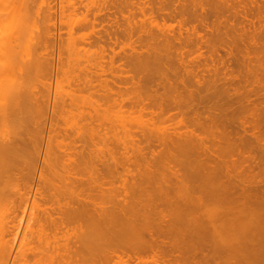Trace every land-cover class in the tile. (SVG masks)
Returning <instances> with one entry per match:
<instances>
[{"label":"rangeland","instance_id":"374dc122","mask_svg":"<svg viewBox=\"0 0 264 264\" xmlns=\"http://www.w3.org/2000/svg\"><path fill=\"white\" fill-rule=\"evenodd\" d=\"M63 1L64 0H0V110H1L0 114L1 115L3 111L10 112L9 109H10V106L12 105L11 102L14 99L13 96L16 90L20 88L22 84L23 86L25 84L27 85V80L30 79L28 73L26 72L28 52H29V55L37 54L39 52L38 53L39 55L41 54V56L43 55L42 57L45 58V60L47 59L46 63L49 62L47 66L48 71H46L47 78L45 77L43 78L44 79L43 80L42 77H40L42 74L41 75L36 74V76L34 75L32 77L33 81L35 82H31L32 83L31 90H32V87L34 88L35 86L36 88L34 89V92L36 93L39 92L40 98H42L41 104L43 102L42 105L38 103L39 110L41 111L40 114L39 113L37 114L36 112H34L35 113L34 115L37 114L36 118L34 116L35 120H33V117H32L30 121L33 125L29 123V130L32 129L31 133L33 132L32 134H34L32 137H34V139L37 138V140H35V144L37 146L36 148H38L37 150H40V152L38 151L39 154L35 153V157H33L31 161V168L29 170V174H26L24 176L23 174L22 175L20 174V176L22 177L21 178L19 174L16 173L18 175L17 177L16 175H14L15 177L11 175L14 178L12 177L10 179L3 178L5 179V180L2 179L3 184L0 179V183H1L0 184V191H1L0 200L2 201V202L0 201V213H1L0 215L3 217V218L0 217V219L4 220L7 217H9L10 220L7 218L8 221H6L7 219L3 221L4 222L3 226L4 224H5L4 228H7V227L10 228L11 226V228L10 229L8 228L7 230L2 228L3 230H5L4 234L5 233H9V234H6L5 237L0 236L6 239V237L10 235V237H8L7 240L10 241V243H12V244L8 243V246L11 247V249L9 250V254L7 256L6 255L2 256V257H7L5 264H40V263L44 264L45 262H47V264H140V263L141 264H161V263L162 264H244V262L243 263L241 262V257H239L240 256L239 254L243 253L242 251L239 252V254H237L238 257L237 256L235 257L234 255H231L230 253H228V251H226L227 250L226 246L228 245V243L226 244V246H224L225 248L223 247L221 242L225 243L226 240L228 239L227 238L228 236L225 235L227 233L226 230L223 231L220 229H216V231L217 230L222 231L224 236H221L222 234H220L218 231L216 233L214 232L212 233V231H209L210 232L209 235L208 233H203L204 238L201 237L202 236L201 234V236H197L198 237L197 239L195 238L197 240L195 241V239H193L194 237L190 239V236L188 237V234H187L188 230L190 231V228H187L186 225H190L191 224L190 221H188V219L186 220L184 217H181V216H180L181 217L180 219H177V218H179L180 211L183 209V207H185L184 205H182L183 202H185L184 196H183V194L185 193L184 189L189 188L190 190L191 187L194 188L196 186L197 191L199 190L200 194L204 192L203 194L204 197L202 195V200H203V204L205 203L206 205L205 207H201L202 209L198 206L197 208L196 207L192 208L190 210L192 213L191 212L190 213L194 215L193 216L190 215V216L191 217L195 216L194 218H196V220L198 217L197 221L199 222L206 221L205 223H207L210 218L212 220V217L213 218L216 217V219H213V221L215 222L214 223L215 225L216 223L217 225H219L218 221H222L221 219H223V221L224 219L226 220V218L231 215V213L229 212L230 214L229 216H224L225 212L223 213V211H226V210H223V209L226 208V207L224 208V205L226 206L225 204L226 201L223 198H220L219 196L217 198L214 195V194H218V191H215L213 189V187L217 188L216 184L218 181V177H220L218 184L220 185L221 183V186H223L224 183L225 185L226 184H239L243 180L245 183H241V184H244V185L246 184V181H247V184H246L247 186L245 185L244 187H247V188L248 186H251L252 188L256 187V188L251 189L252 191L257 188H259V190L261 189L264 190V155L260 154L261 151L259 150V148L256 146V144L255 145L253 144L254 142L251 141L252 137L254 136V135L251 136L252 131L256 133L255 136L257 135L258 131L259 132L261 131L259 134L262 136V138H264V126L261 122V121H264V0H98V2L99 1L101 2L100 3L95 2L96 4H94V2H91V0H84V1L81 0V2L80 0H78L77 4L79 6H77V4L74 3L75 0H68V2H66L67 0H65V2ZM86 1H88L87 2L88 4L86 3ZM89 1L90 3H93V4H89ZM64 3H65V6L67 3H68L67 6H69V3L70 4L73 3L72 4L74 5L73 7L77 6V8H75L77 10L72 8L74 10L73 11L70 8L71 5L67 9V7H64ZM47 6H50V7L47 8ZM49 8L51 9L52 13H50L49 11L48 14L49 13L53 14V15H50V14L48 15L50 16L51 20L47 18L48 16H46V13H45V11H48L46 9H49ZM65 8L67 10H65ZM70 9L72 11H70ZM69 12L71 15H69ZM72 12H73V15L75 14L74 16H72ZM43 16H45L46 18ZM68 16L70 17V20L72 18V21H70L69 18L67 19ZM76 16L77 18H80V20L83 19V18L81 19V17H84L85 19H87L86 22H85V19L82 20L83 27L80 26L81 27L79 28L80 30H72V29H77L79 27V26H75L72 24L79 25V23L81 22V21H78V23L77 22L74 23L77 20ZM73 17H75L76 20H74L75 18L73 19ZM30 19H32L30 21L31 23L28 22ZM46 20L47 22H52L50 23L52 25H50L49 23L47 25ZM62 20L63 21L65 20L64 24L67 23L66 21L68 22L70 21L71 25L69 27L72 32L69 30V27H67L69 24L67 23L65 24L66 25L65 26L61 22ZM48 26H49V29H48ZM72 26H75L76 28H73ZM47 29L50 30L49 33H51L49 34V36L51 35L52 36L49 37L50 39L47 40V43H46L48 45V46L46 45L47 48L39 51V49L36 47L34 42L39 37L41 30L46 31ZM143 31L145 32L144 34H143ZM72 33L73 34L76 33V36L75 34L73 36ZM77 35L79 37H77ZM68 36H72V38L76 37V40L74 38L71 40V37H70V40L68 41ZM77 38H79L78 41H77ZM162 42L165 43L164 46L162 45ZM168 44L170 45L168 46ZM69 45H70V48H69ZM160 46L161 48H159ZM79 47L81 48L79 49ZM71 48L72 49L75 48V50L77 49V51L74 50V52L72 51L73 52L72 53ZM157 48H159V50ZM67 49L70 51V53ZM79 51H81L80 52L81 55H82V52H86V53H83V55L84 54L85 55L81 57L79 55L80 54ZM75 52L77 53L76 55H74ZM157 53H158V56H157ZM163 53L166 54V56H168L167 53L171 56L170 58L169 57L168 58L165 57L166 59L164 58L165 63L163 62V60H161L163 59L162 57L165 56V55H162ZM70 54L72 56H70ZM77 55L79 56L76 57ZM72 57L73 58L76 57L75 59L79 58V60L83 58L85 60L82 59L81 61L83 62L79 61L78 63L77 62L78 60L75 61V59H73ZM155 57H156V60H155ZM144 59H146L145 60L146 63L143 61ZM71 60H73L72 64H71ZM147 60L149 61V63H147ZM74 61L79 64L78 67L80 66V69L77 70V63L75 65ZM84 61H87L89 63L84 62ZM138 63L139 64L142 63V65L144 66L147 65V67L145 66L143 67L145 69H143L141 65H138ZM151 63L154 66L151 65V67H149ZM71 65L73 68L74 66H76V68H74V71L73 69L70 70L72 68ZM160 67L162 69H160ZM68 68H69V71L71 72L73 71L72 74L71 72L70 73L68 72ZM185 68H187L186 69L187 74L185 73L186 72ZM158 70H160L159 71L160 74L158 73ZM191 72L196 75L198 73V77L200 78L199 82L202 81L200 84L197 82L198 81L197 76L194 75L197 78V80H194L195 77H193V74ZM167 74L170 78L167 76ZM74 75L77 77H75ZM163 75L164 77L166 76L167 78H164ZM32 78L30 79L31 81H32ZM67 78L68 80L69 79L70 80L66 81ZM165 79L168 81H166ZM193 80L195 81L193 83L194 86L192 84H191L192 86H189L190 83L193 82ZM43 81L49 84V88L47 91L43 90L44 88L41 83ZM79 82L81 83V85L79 84ZM89 82H91L92 85L91 86L88 85V87L85 86L84 88V84L85 83L89 84ZM195 83L197 85L199 84L198 86L196 85L197 88L195 86ZM167 84L168 85L170 84V86H173L175 90L172 87H170L171 88L170 89ZM58 87L59 89L62 88V90L61 89L59 90ZM90 87L91 89H89ZM208 87H209V92H208ZM227 87L229 90L228 92H226ZM219 88L221 89V91L219 90ZM36 89L38 92L35 91ZM57 90L61 91V93L59 91L57 92ZM231 90L232 92H230ZM65 91L66 92L69 91L68 93L70 94V97H67L66 95L68 94H65L64 99L65 98L66 99L63 101L62 93ZM56 92H57V95H56ZM194 92L196 94H194ZM223 92L224 93L226 92L225 93L226 95ZM187 93H189L190 98L187 95ZM227 93H229L228 100L230 98V99H233L232 101L233 103L235 102L233 106H231L230 103H229L230 106L228 105V103L227 104L225 103V96H226V101H227ZM72 95L74 97H72ZM194 95L195 96L197 95V97L198 96L200 97L197 98V97H194ZM54 96H60L62 104L65 101L67 102L65 103L67 104L66 106H68L69 103L72 102L71 104L72 105L74 104L73 107L76 105V107L74 108L76 112L73 110L72 106H71L72 107L71 110H69L70 108H66L64 104L63 106L66 108V109L64 108L65 110L62 109L63 106L57 107L58 104H56V101L59 102V104H60V101L56 99L57 97L53 98ZM107 96L108 98H112L110 99L112 100V102L109 100L110 101L108 102L109 104L105 102V99H108L106 98ZM171 96L172 98L170 99ZM202 96H206L207 98L205 97V100H204V97ZM136 97L142 98L143 101L147 98L148 100L144 102H146V104L150 103V106H151V103H154V102L159 103V99H160L161 100L160 102L162 105L160 103L159 104L161 108L164 106L163 105L164 102L169 103L167 105H170L172 104L173 101L174 102L177 101L176 97L177 98L181 97L177 101V103H181V104H176V103L172 104V106L177 105L178 110H181L180 112L178 111L180 115L177 114V109L176 108L174 109V106L173 107L167 106V108H170V109H166L165 107L166 105L163 107L166 110L164 109H162V111L160 110L162 113V114L160 113L161 115L158 113L160 111L156 107L154 108L153 106H151V108H149L148 111L144 110L145 111L144 113L140 110L137 111V109L139 108H137L136 105H134V103H130L129 105V102H128V100L133 101V99H134L133 102H135ZM231 97H234V98H231ZM43 98H47L46 99L47 101L44 102L45 99ZM78 98H79V102L81 103L80 106L78 105L79 103L77 101ZM194 98L195 100H193ZM199 98L201 101L199 100ZM237 98H239V102ZM168 99L169 101L167 102L166 100ZM75 100L77 102H75ZM85 101L86 102L90 101L89 103L91 104V106H89V104L86 103ZM53 102H55L56 105H53ZM92 102H94L95 104L93 105ZM182 102L184 103L186 102L188 105H186V103L182 105ZM123 103L125 104L124 107L122 106ZM198 103L199 105H197ZM214 104H216L215 111L214 109H212V106H211ZM108 105L110 106L108 107ZM115 105L117 106L115 107ZM112 106L114 107L112 108ZM208 106L210 107L207 108ZM83 107L85 111H83ZM96 107H98V111L96 110L97 109ZM183 108H184V111H183ZM191 108L194 109L192 110L194 112L192 111L189 112ZM105 109L107 112L105 111ZM163 110H164V113H163ZM95 111L98 113H96ZM8 112H6V114H8ZM68 112L71 113L70 119L68 116L69 115ZM86 112L88 113L90 118L86 117L88 116ZM181 112H183L182 113L183 116L181 115ZM72 113L73 115L74 114L76 115L73 116ZM78 113L80 114L78 115ZM231 113H234V115ZM6 114H3L0 117V130L1 129L4 130L6 128V131H7V133L6 131L0 132L1 133L0 139L1 140L4 139L2 142H4L5 140H8L12 136V133L10 137L9 135H6L9 133L8 130L12 128L11 120H10L11 122L10 124L8 120H7L8 123L6 121L4 122V117H5L4 115ZM97 114L99 115L97 119L102 116L100 121L97 120L98 121L97 122V121L89 120L91 119V117H94L95 115L97 116ZM80 115L82 116V118H80L79 120H82V121H78L79 122L78 126L81 127L82 125H80V123L83 124V130H82V127L81 129L79 127L74 128L75 126H77L76 121L78 119L76 120V118H78ZM72 116L73 118H71ZM84 117H86L88 120H86V118L83 119ZM103 117L107 121L104 120ZM164 117L166 118V120L164 119ZM7 118H8V115H7ZM8 119H10V117ZM72 119L73 120L75 119V122L72 121V123L74 124V127L72 126L73 124H71V122H67V121H71ZM92 119L95 120V117ZM179 119L182 121L181 124H180ZM191 119L195 122L191 121ZM197 119H198L197 123L199 124H196ZM84 120H86L85 121L86 124L87 123L89 124V125H86V127L88 126L87 128H89V126L91 125V127L95 129V131L97 132L96 133L97 136L95 135L96 137L94 136L93 138L92 136L95 133V131L89 130V129L86 130L87 129L86 127L84 128V123H85ZM255 121H259L258 123L261 122L260 124H262V126L261 125H260L261 127L257 126V128L261 130L254 128V126L252 125ZM105 122L111 123V125L105 124ZM118 122L120 124H118ZM125 122L127 124H125ZM113 123H114V126H116L117 128L116 131L118 130V128L122 129L120 126H122V124L124 123L122 127L124 128L126 126L128 130H126V128L124 129L126 130L127 133H131L132 131L133 133H135L138 127L139 129H142L143 127L141 128L140 126H137L140 124L141 126L144 124L145 125L151 124L149 126L147 125V129L149 128L150 130L152 129L153 131L151 132L152 135L154 134V132L159 133V131H160L159 133L160 135L162 130H164L166 133L167 132L172 133L173 130L176 129L174 130L176 132H179V133L185 132L186 135L184 134V136H187V133L188 134L190 133L193 136L195 135L194 137L192 136V139L197 137L195 140L198 143L200 142V140L203 141V142H200L199 144L203 146V148L208 147L209 150H207L204 154L200 150L191 151L192 152L191 154L189 152L181 151L179 148L178 149L180 151L178 149H174L175 147L173 148V146L172 147L168 146L167 148L165 145L164 147L162 144H160L161 146H159L158 142H157L158 145L155 144L156 141L153 143H149V144L143 141L142 144L145 143L147 145L145 146L142 145L143 147H141L140 145V148L137 147L138 150L136 149L133 150V147L139 146L140 144L139 140H140L141 134L139 136L137 133L138 136L136 137V135L133 133L132 135L134 136H132L131 134H130L131 136L129 134L128 136H126L127 135L126 133L125 135L126 136L125 138H127L126 140L125 138H123L124 136V129H123L122 130L123 134L122 132H120L121 130L118 131L120 133L119 135L121 134L123 135V136L121 135L122 137L119 138L120 136L119 135L116 136L117 134L113 132L115 131V129L114 130L109 129L110 127L115 128L113 126ZM239 123L241 124L245 123V126L247 125L246 126L247 128L244 127V130L246 129L245 132L242 131L243 129H240L242 127H239L241 125ZM250 123H252L251 124L252 126L250 125ZM1 125L2 126L4 125V126L1 127ZM135 126L137 127V129L132 128V131H131V127H135ZM105 127H108V131H107V128L105 130ZM154 127H155V130L156 128H159V130L155 131ZM163 127L164 129L160 130V128H163ZM7 128L9 129L7 130ZM93 128H90V129H93ZM12 129L10 130V132L11 131L13 132ZM77 129H79V131L81 130L80 131L81 133L83 132L82 135L86 134L85 136L87 138L86 137L85 138L87 140H84L85 139L84 137L80 138L79 134L81 135V133L77 131ZM134 129L136 130L135 132H134ZM147 129H145V131ZM247 129H249V131ZM256 129H257V132H256ZM109 130L113 133L112 137L115 140L112 139L111 137L112 134H110L111 132L108 133ZM70 131L73 133L77 131L79 133L75 135L76 137L75 136L73 137V136H70V135H73V133H71ZM84 131L85 132L88 131V133H85ZM186 131H189V132H186ZM139 132H143V131L140 130ZM149 132L147 130V132H145L147 133L146 135H150L148 134ZM174 133L168 134L167 136L172 135L173 137H170V138L173 139ZM182 133L180 134L182 135ZM233 136H235V138L237 137L240 138V140L236 143L238 145L237 148L239 147L238 148L239 150H236L237 148H234L235 145H233V143H234L235 138H233V140L231 139ZM89 137L91 140L90 139L88 140ZM115 137H117V139ZM128 137H130V139ZM116 140H119L117 141L118 144L122 143L120 141L126 140L123 146H125L126 143H127L126 145L127 148L128 147L130 148V146H132L130 148L132 152L129 151V149H127L128 152L127 154H125L124 152H126L127 150L125 149V147L123 148L122 145L118 147L117 143L114 142ZM88 141H90L91 145L93 144L92 148H91V145H89L90 143ZM247 141L248 143H245ZM130 142L131 143L135 142V143L131 145ZM128 143H130V146H128L129 145ZM59 144H61L60 146L62 145L63 146L59 147ZM83 144L87 145L86 149H85L86 146H84ZM150 144H152L153 146ZM88 145L91 148V151H90V148L88 149ZM204 145L207 147H205ZM46 146H50L49 149L53 148L54 151L52 152H54V154L57 156L60 155L61 153L64 154L65 150L66 151L69 150L68 152L71 153L70 157H69L70 154L67 152H65L66 154L64 155L65 157L62 156V158H64V161H67L66 157L68 156L69 161L66 162L65 164V162L64 161L62 162L61 161L62 159H60L59 164L54 165L52 164V158L48 157L49 159L47 160L51 161L49 162L52 164L53 166L52 167L51 164L43 156L44 150L42 149L45 148ZM54 146H56V148ZM120 147H122L125 150L122 149L123 150L122 152V150H120L121 149ZM58 148H63V149L58 150ZM169 148L171 151L169 150ZM55 149H57L58 153H60V151L62 150L64 152H61L60 154H58ZM168 150L172 155L169 154V152L166 153ZM240 150H242V152ZM83 151H85L84 155L83 153H81ZM89 151L92 153H90ZM235 151H238V154ZM195 152L197 153L196 155H195ZM72 153H74L73 156H72ZM87 153L88 154L90 153L89 157ZM239 153H242L243 155L242 154L240 155ZM162 154H167L166 155L167 160L166 158L164 160L163 157H161L163 156ZM177 154H179V156H177ZM182 154H183V157H181ZM202 154L204 155V157ZM173 155L174 156L176 155V157H174ZM188 155H189L188 158L191 161L187 159ZM206 156H208V160L211 158L210 159L211 161L210 160L208 161L206 159ZM91 157L93 160L87 159ZM185 157L187 159V163L190 166H188L187 163H184ZM246 157L247 158L249 157L248 158L249 160L247 162L246 161L244 162ZM250 157H252L253 159L255 158V160L259 164H257L256 162L257 165L252 167L253 163L251 164L252 161ZM70 158L72 162H70L71 161ZM142 158H144L146 162L143 161ZM158 158H160L159 162H158ZM161 158L163 159V161L161 160ZM177 158L178 159L180 158V159L178 160ZM202 158H204L205 160L203 161ZM82 159L86 161L85 167H84L85 161L84 162L81 161ZM134 159H136L135 162H134ZM201 159L204 163L201 162ZM213 159H215V162L217 161V159L218 161L220 159L221 163L223 164L219 166L220 161L219 162L217 161L218 163L217 164L214 162ZM113 160H114V164H113ZM128 160H129V163H128ZM153 160L154 162L157 161V163H154ZM196 160H198L197 163H200V166L197 163H195ZM141 161L144 162L145 164L147 163V161H149L151 164L148 162L149 167L147 166L148 164L145 167V164H141ZM205 161L208 163L211 162L210 165L208 164L207 166H213V170L211 167L208 169L206 168L207 172L212 173V174L209 173L211 177L205 170V167H207L206 166L207 163ZM238 161L240 162V164H238L239 163ZM61 162L64 164L62 165ZM90 162H92V164ZM96 162L97 163L99 162L100 164L99 163L97 164ZM160 162H164L165 165L169 162L171 165L168 163L169 165L167 164L166 166L168 167L170 166V167L167 168L166 166H164L163 163H161L162 165H160ZM192 162L194 165L192 164ZM88 163H90L92 166L95 164L93 168L89 165L92 168L91 170H90V167L88 166ZM201 163L203 166H201ZM197 165L200 168L202 167L201 170H203V167H204V171L206 173H204V171L203 173L206 174L205 176L202 175L203 173L201 172L200 168L197 167ZM247 165L248 166L250 165L248 168L251 167L252 169L248 170ZM192 166L197 167L198 170H194V169H192V171L189 170L190 167L193 168ZM153 168L154 169L156 168L155 169L156 171ZM108 169H110V171ZM209 169H211V171H209ZM188 170L191 172H188ZM151 171H152V174H151ZM189 173H190V176H189ZM226 173L228 175L227 177L225 175ZM155 175L158 181L154 179ZM191 175L193 178L196 176L195 177L197 179V182H195L196 184L194 183L196 179L194 178V181H193V178L191 177ZM217 175L218 177L216 178L215 176ZM160 176L161 178H163V180L160 178ZM175 176L177 177L176 180H174ZM229 176H231V179ZM228 177H229V180H228ZM232 177L235 179H232ZM16 178H17V181L15 180ZM148 178L150 180L153 179L156 181V182L154 181L155 184L154 183L152 184L150 182V185L152 184L153 187H151L152 185L151 186L148 185L149 182L146 185L147 181L149 180ZM159 178L164 182L160 181ZM183 178H184V183L187 182L184 184L185 185L184 189H183V183H182ZM202 178H204V180L206 181H204ZM18 179L19 180L21 179V180L19 181ZM190 179H192L193 184H195L194 186L192 183L190 184V186H188L189 185L188 182L191 181ZM211 179H215L214 180L215 183ZM142 180H143V183H142ZM207 180H209V182ZM5 181L8 184L4 183ZM175 181H177L178 183L181 182L180 183L182 184L181 188L179 187L180 185H178L177 182H176V185L182 191L181 190L176 191V189L178 188L177 186H174ZM210 181H211V185L209 184ZM138 183H139V186H137ZM157 183L158 185L159 183L162 185L160 186L159 190L157 188L158 187ZM162 183L166 184L167 186L163 185ZM204 183L208 184V186L205 185ZM5 184L6 186L8 185V187H6ZM10 184H12L13 187H11ZM66 184L68 186L72 184V187H75V189L74 188L72 189L71 186H69L67 190V194H66L65 190L68 187V186L65 187ZM140 184H141V188L144 189L146 187L145 190L143 189L141 190L144 193L143 195L146 196L145 193L149 192L150 196H152L151 200L154 203L157 200L156 198L157 196L158 198L159 197L162 198L163 195L165 197L166 196L168 197L169 195L172 194L171 196L173 197V199L170 198V202L168 200L166 201L167 198L166 199L162 198L164 202L161 199L160 200L158 199L156 201L157 203L155 204H153L152 201L149 202V204H153V205L148 206V208H150V211L145 210L143 208L144 212L148 211L149 213L148 214L146 212V215L147 214L149 216L156 215L154 217L151 216L146 219V220H149L147 223L148 224L150 223L149 224L150 226L155 227L160 222L159 224L161 227L160 230H162V228H164V224H166L165 222H167L166 227L164 228L165 230L163 229L161 233L159 232L160 227L158 228V231L157 229H155L158 233L157 235H154V236L159 237V238H156L157 239L156 242L161 243L160 241H163L162 243L164 244L162 245H164L165 250L167 249L166 251H168L169 253L168 256L166 254L165 257H161V258L157 257L158 258L157 259L156 257H152V254L150 252L149 253L147 252V254L143 255L142 257H125V255L120 253V251L122 250L123 244H125L122 242H127V240H130L131 238L133 239V240H130L131 243L133 242L140 243V242L148 240L147 238H149V235L143 234L140 237H135V236L126 234L125 232H123L125 230L121 229L120 231H122L123 234L120 231H118V233L120 234L109 232L110 234H113V235H110L111 236L110 240L112 241H109L108 240L109 238H107L108 237L107 234L109 235L108 232L106 234H103L106 240L110 242V243L109 242L105 243L106 241L103 242L104 240L103 236L97 235L99 237L97 239L95 235L93 236L92 231L90 230L91 227L88 228V226L90 225H87V224L90 222V220H87L86 217L89 219L90 218L89 216L93 218L94 216H96V214H98L96 213L94 215L93 213L94 212L93 208H95V206L96 207L100 206L99 210L100 208L103 209V207L105 208L107 207V209L114 208V205L116 203L114 205L113 203L115 201L117 202V199L115 198L116 199L115 200L113 198L116 196H113L111 199V195H117V198L119 197L121 199V201L120 199H118L119 200L118 202H120L121 205H122V202L125 203L127 199H128V202L126 201L127 205L128 203L130 205V201H132L133 203L135 201V198H136L137 204L139 203V201H142L139 199L140 198L142 199L143 195L141 194V191H139L140 189L139 190L137 189L138 187H140ZM213 184L214 186H212ZM155 185H156V188L154 187ZM136 186L137 188H134ZM147 186L150 187L149 191H146L148 190ZM167 188L170 189L171 191L169 192ZM3 189L5 191L4 193L2 192ZM135 189H137V191H135ZM205 189H207V191ZM75 190H77L78 192H75ZM160 190H161V193H160ZM189 190L186 191V196H185L186 200L188 199L187 197L191 199L192 195H193L192 198L193 197L196 198L197 196L200 195L199 193L196 192V190H193V192H191L192 194L190 195V193H188ZM72 191L74 192V194ZM165 191L169 193L163 194V192ZM70 192L72 193V195H70L71 194ZM179 193L180 194L183 193L181 195L183 196L181 199L177 198L176 194L179 195ZM205 193H207V195ZM103 194H106V195L109 194L110 196L106 197ZM149 194H147V196ZM140 195L142 196L139 198ZM145 196H144V199L149 201V198L146 199L147 196L146 197ZM207 196L208 197L210 196L209 198L214 197L213 198L214 200H216L215 198H217V201H214L213 199L209 200ZM2 197L6 199H3ZM125 197H127V199ZM178 197H180V195ZM107 199L110 200V202L109 201L106 202ZM129 199L131 200L129 201ZM221 199L222 201L223 200L225 201L223 202L224 204L222 203ZM145 200H143V202H145ZM206 200L209 201L210 204L212 202L211 206H209L211 210L209 207H208L209 209L206 208L208 205H210L208 202L207 203L205 202ZM160 201L161 203L163 202L162 206L161 204H159ZM165 201L166 203L167 202L168 203L166 204ZM2 203L4 204V206L2 205ZM89 203L93 205L91 206ZM110 203H112L113 205V207L111 208H110L111 206ZM132 203L131 205H134V203L133 204ZM164 203L166 204V206H164L165 205ZM221 203H222V206H221ZM215 205L217 208L215 207ZM168 206H171V208ZM176 206H179V207H176ZM212 206L214 209L212 208ZM137 207L139 208V204ZM83 208L85 209L90 208L88 211L92 213L86 212L87 210L85 209L83 210ZM105 208L103 210H107ZM148 208L146 207V209ZM157 208H161L162 210L161 209L157 210ZM178 208L181 210L180 211L175 210ZM205 208L206 210L204 211ZM75 209L77 211H74ZM170 210H171V213H173L172 216H170L171 215L170 213L169 214L167 213V212H170ZM173 210L175 211L172 212ZM83 211L84 213L88 215L87 216L84 215ZM7 212H9V214H7ZM158 212H161V214L159 213L160 215H158ZM216 212H218L219 215ZM204 213H206V216ZM3 214L6 215V217ZM167 214L169 216H167ZM201 214H202V217H201ZM213 215H217L219 217L217 218V216L214 217ZM79 216L81 217V219L79 218ZM159 216L162 218V220L159 218ZM207 217L209 218L207 219ZM163 219L165 221L164 223L162 222ZM184 219L188 221L187 223L189 224L187 223L185 224L186 221ZM5 221L6 223L9 222L8 224L9 226L5 223ZM50 221L53 223H51ZM122 222L123 221L120 220L116 225L121 226ZM177 224H179L178 226H181L184 229L181 227H178ZM171 225L175 226L173 227V229L175 228V230L170 229L172 228ZM176 226L179 228V231L177 230ZM168 227L170 231L172 232L168 230ZM165 231H168V233H166ZM159 233L163 234V236L160 235ZM183 233H185V235ZM218 235L224 238L226 236L225 240L224 239L222 240L221 237H218V241H220L221 243V244L219 243V246H218V242L216 241L217 238H215V236L217 237ZM85 236L86 238H90V239L89 240L87 239V241H85L86 240V239L84 240ZM112 236L114 237V239L115 238L116 239L113 240ZM128 236H131V237L127 238ZM171 236H172V240H171ZM185 236L188 237V240H186L187 237L185 238ZM240 236L242 237V235ZM174 237H177V239L176 238L174 239ZM199 238L201 240H199ZM210 238L214 240L212 239L210 240ZM118 239L121 240L120 242L121 244L117 242ZM202 239H204V241ZM7 240L6 242H8ZM174 240L177 242V244ZM2 241L4 240L0 239V248L3 244L1 243ZM97 241L99 243L102 241L100 243L101 245L100 244L98 245ZM130 241H128L127 243H130ZM180 241L182 244H184L185 251H184V246L180 243ZM188 241L189 243L190 242L192 243L189 245ZM84 242H86V244ZM165 242L166 244L168 243L167 245H170V243L172 242L171 244L175 246L170 245V248H169V246L165 245ZM198 242L201 244L205 243L206 245L202 247L203 244L201 245ZM207 242L210 244L208 245ZM81 243L83 244L81 245ZM91 243H92V246H91ZM193 243L196 245H194ZM211 243L215 245V247L213 245V249H211V251H214L213 252L214 254L211 253L209 249L210 245H212ZM86 245H87V248L85 249ZM94 245H96V247ZM90 246L92 249L94 248L91 251H89V248H88ZM107 246H109L110 248L109 247L107 248ZM188 246L189 248H187ZM192 246L196 247L197 251H195ZM97 247L103 250L97 251V250H100ZM115 247H117L118 249L117 248L115 249ZM190 247H191V250H190ZM199 247L203 248V249L200 248L202 254L199 251L200 250ZM205 247H206L205 251L206 252L208 251L207 253L205 251H202L205 249ZM221 248L222 250H220ZM95 249H97L96 251L98 253V256H95L96 252L93 253ZM175 249H176V252L172 253L173 251H175ZM181 250H182V253H180ZM75 251H76V254H75ZM78 251H80L81 253L79 252L80 253L79 254ZM191 251L193 252V254ZM99 252L102 255H100ZM102 252L105 254H103ZM209 252L213 254L212 256L210 255V258L207 256ZM218 252H221V254ZM73 253H74V256H72ZM87 253H90V254L92 253V255L94 254L95 257H91L92 255L89 256V254ZM195 253H197V257ZM77 254L80 255V257ZM173 254L177 255L178 257L175 256L174 258ZM204 254L205 256L209 258L208 261H207L208 258L206 259L205 256L203 260L202 257ZM75 255H77L78 257H76ZM180 255L181 257H183L182 255H185L184 256L185 258L179 257ZM192 255L196 259H194ZM220 256L221 257L223 256L224 258L223 257L221 258ZM0 257H1V253H0ZM39 257H41L40 259H44L45 257V259L48 261H45V259L44 260L38 259L39 262L35 263L37 261V258ZM120 257L122 258V260ZM227 259L229 260L228 262H227ZM202 260L205 261L206 263H204Z\"/></svg>","mask_w":264,"mask_h":264},{"label":"bare ground","instance_id":"6f19581e","mask_svg":"<svg viewBox=\"0 0 264 264\" xmlns=\"http://www.w3.org/2000/svg\"><path fill=\"white\" fill-rule=\"evenodd\" d=\"M77 1L78 0H75L74 1V3L75 4H77ZM84 1V0H83ZM82 1V2H83ZM63 2H65V0L63 1ZM66 2H68V0L66 1ZM80 2H81V0H80ZM88 1H86V3H87ZM91 2H94V4H96L97 2H98V0L97 1H93V0H91ZM96 2V3H95ZM101 1H99L98 3H100ZM68 4V3H67ZM67 4H66V6H65V3H64V7H67V9H68V7L71 5V9L73 8V9H75V8H77V6H79L78 4H77V6H75V7H73L74 5H72L73 3H69V6H67ZM80 4H82V3H80ZM88 4V3H87ZM89 4H93V3H90V1H89ZM48 7H50V6H47V8ZM50 9V8H49ZM49 9H46V10H48V11H45V13H46V16H48L50 13H52L51 12V9L49 10ZM66 8H65V10H67ZM70 9V11H72ZM64 10V11H65ZM75 10H77V9H75ZM50 11V13L48 14V12ZM74 11V10H73ZM61 12H63V11H61ZM45 15V14H44ZM50 15H53V14H50ZM69 15H71L70 14V12H69ZM75 15V14H74ZM73 15V12H72V16H74ZM71 16V17H72ZM43 17H45V16H43ZM53 17V16H52ZM46 18V17H45ZM47 18H49L50 20H51V18H50V16H48ZM69 18V20H70V17L68 16L67 17V19ZM75 17H73V19H74ZM76 18H77V16H76ZM76 18L74 19V20H76ZM83 18V19H82ZM81 19L82 20H84L85 18L84 17H81ZM32 19H30L28 22H30ZM48 20V19H47ZM47 20H46V22H47ZM82 20H80V18H77V20L74 22V23H78V21H81L80 23H79V25H76V24H72V25H75V26H79L77 29H72V30H80L79 28H81L80 26H82ZM86 20L87 19H85V22H86ZM65 21V20H64ZM64 21L62 20L61 22L64 24ZM70 21H72V18H71V20ZM70 21L68 22V21H66L69 25L67 26V27H69L71 24H70ZM34 22V21H33ZM31 23V22H30ZM48 23L50 24V23H52V22H47V25H48ZM67 23H65V24H67ZM72 23V22H71ZM64 24V25H65ZM83 24H85V23H83ZM34 25V24H33ZM50 25H52V24H50ZM31 26V25H30ZM66 26V25H65ZM75 26H72L73 28H76ZM83 27V26H82ZM47 28V27H46ZM45 28V29H46ZM48 29H49V26H48ZM41 30V33L39 34V37L36 39V41L34 42V44L36 45V47L39 49V51L40 50H44V49H46L47 48V40L48 39H50L49 37H51V36H49V34H51V33H49V31L50 30ZM51 29V28H50ZM141 29H143V28H141ZM68 30V29H67ZM69 30H70V27H69ZM71 31V30H70ZM72 32V31H71ZM139 32V31H138ZM150 32V31H149ZM68 33H69V31H68ZM145 32L143 31V34H144ZM48 34V35H47ZM73 34V33H72ZM71 34V35H72ZM75 34V36H76V33H74ZM74 34H73V36H74ZM159 34V33H158ZM69 35V34H68ZM146 35V34H145ZM151 36V35H150ZM161 36H162V34H161ZM70 37H71V40L74 38L75 40H76V37H73L72 38V36H68V41L70 40ZM77 37H79L78 35H77ZM151 38V37H150ZM78 39L79 38H77V41H78ZM80 41V40H79ZM165 41V40H164ZM71 43H73V42H71ZM168 43V42H167ZM166 43V44H167ZM169 43H170V41H169ZM31 44V43H30ZM68 44V43H67ZM70 44V43H69ZM164 42H162V45L164 46ZM47 45V46H46ZM170 44H168V46H169ZM34 46V45H33ZM80 46V45H79ZM66 47H67V45H66ZM74 47V46H73ZM72 47V48H73ZM166 47H167V45H166ZM36 48V49H37ZM69 48H70V45H69ZM71 48V52L73 51L74 52V50H75V48H76V46H75V48L74 49H72ZM81 47H79V49H80ZM155 48V47H154ZM154 48H153V50H154ZM159 48H161V46L159 47ZM159 48H157L158 50H159ZM29 49H31V48H29ZM28 49V50H29ZM165 49V48H164ZM68 50V49H67ZM170 50V49H169ZM69 51V50H68ZM75 51H77V49L75 50ZM82 51V50H81ZM81 51H79V53L81 52ZM152 51V50H151ZM156 51V50H155ZM38 52V51H37ZM72 52V53H73ZM159 52V51H158ZM33 53V52H32ZM39 53V52H38ZM31 54V55H29V52H28V58H27V63H26V72L28 73V75H29V77H30V79L35 75L36 76V74H42L40 77H42V79L43 78H47V73H46V71H48V64H49V62L48 63H46V60H45V58H43L42 56H41V54L39 55V54ZM69 53H70V51H69ZM71 53V54H72ZM83 53H86V52H82V55H81V53L79 54L81 57L82 56H84L83 55ZM170 53V52H169ZM70 54V56H72ZM77 53L75 52L74 53V55H76ZM79 55H77L76 57H78ZM147 55H149V54H147ZM162 55H165L164 57H162L163 59H161V60H163V62H164V60L166 59V58H170L171 56L167 53V55L168 56H166V54H162ZM146 56V55H145ZM150 56H151V54H150ZM157 56H158V53H157ZM75 57V58H76ZM166 57V58H165ZM73 58V57H72ZM75 58H73V59H75ZM88 58V57H87ZM149 58V57H148ZM152 58V57H151ZM165 58V59H164ZM81 59V58H80ZM83 59V58H82ZM81 59V60H82ZM89 59V58H88ZM76 60H78L77 62L79 63V61L80 62H83V61H81V60H79V58H77V59H75V61ZM83 60H85V59H83ZM87 60V59H86ZM146 59H144L143 61L146 63V61H145ZM152 60V59H151ZM153 60H154V58H153ZM155 60H156V57H155ZM167 60H169V59H167ZM74 61V62H75ZM88 61V60H87ZM87 61H84V62H87ZM139 61V60H138ZM72 62H73V60H71V64H72ZM77 62H75V65H76V63ZM158 62V61H157ZM77 63V70L78 69H80V66L78 67V64ZM87 63H89V62H87ZM147 63H149V61L147 60ZM153 63V62H152ZM150 64L149 65V67H151V65H153V64ZM165 63V62H164ZM81 64V63H80ZM137 64V63H136ZM144 64V63H143ZM163 64V63H162ZM73 65H74V63H73ZM138 65H141L142 66V68L143 67H147V65H142V63L141 64H139L138 63ZM137 65V66H138ZM155 65V64H154ZM153 65V66H154ZM152 66V67H153ZM71 67H72V65H71ZM164 67V66H163ZM74 68H76V66H74ZM74 68L72 67L70 70H72L73 69V71H74ZM154 68V67H153ZM143 69H145V68H143ZM148 69V68H147ZM152 69V68H151ZM150 69V70H151ZM158 69V68H157ZM160 69H162L161 67H160ZM187 68H185V70H186ZM155 70V69H154ZM164 70V69H163ZM166 70V69H165ZM72 71V72H73ZM75 71H76V69H75ZM147 71V70H146ZM156 71V70H155ZM159 71L160 70H158V73H159ZM191 71V70H190ZM190 71H188V72H190ZM68 72L70 73L71 71H69V68H68ZM72 72H71V74H72ZM156 73V72H155ZM186 74H187V70H186V72H185ZM192 73V72H191ZM67 74V73H66ZM157 74V73H156ZM160 74V73H159ZM189 74V73H188ZM193 74V77H195L194 75H196V74H194V73H192ZM68 75V74H67ZM66 75V76H67ZM76 75V74H75ZM74 75V76H75ZM160 76H162V75H160ZM167 76H168V74H167ZM192 76V75H191ZM197 78H198V83L200 84L201 82H199V77H198V73H197ZM39 77V76H38ZM71 77V76H70ZM75 77H77V76H75ZM74 77V78H75ZM163 77H164V75H163ZM169 77V76H168ZM66 78V77H65ZM164 78H167L166 76L164 77ZM170 78V77H169ZM197 78L195 77V79L194 80H197ZM27 80V85L25 84L24 86H23V84L20 86V88H18L17 90H16V92H15V94H14V96H13V100H12V102H11V106H10V112H8V111H6V112H8V114H6V112L5 111H3V113H2V115L3 114H6V115H4L5 117H4V122L6 121L7 122V120H8V122H9V124L11 123V125H12V130H13V132L11 131L10 132V130L11 129H9V128H7V130L9 131V133L8 134H6V135H9V137H10V135H11V133H12V136H11V138H9L8 140H5L4 142H2L3 140H1L0 142H1V144H0V179H1V182L3 181V180H5V179H10L11 177L12 178H14L15 176L14 175H16V177L18 176L17 174H19V176H20V174L22 175L23 174V176L24 175H26V174H29V170H30V168H31V161H32V159H33V157H35V153H37V154H39V152H40V150H37L38 148H36L37 146H36V144H35V140H37V138L36 139H34V137H32L34 134H32L31 133V130H29V123L30 124H32L30 121H31V119H32V117H33V120H35L34 119V116H35V118H36V115L39 113L40 114V110H39V105H38V103H40L41 104V100H42V98H40V94H39V92L37 91V89L35 90V91H37L38 93H36V92H34V89L36 88L35 86H34V88L32 87V90H31V85H32V83L31 82H35V81H33V78H32V81L31 80ZM38 79V78H37ZM36 79V80H37ZM41 79V78H40ZM44 80V79H43ZM66 80V79H65ZM70 80V79H69ZM68 80V78H67V80L66 81H69ZM166 80V79H165ZM193 80V82H191L190 83V85L189 86H194V81ZM86 81V80H85ZM88 81V80H87ZM166 81H168V80H166ZM44 82V81H43ZM41 82L42 83V85H43V90L45 91H47L48 90V88H49V84H47L46 82ZM84 82V81H83ZM82 82V83H83ZM185 82V81H184ZM77 83H78V81H77ZM167 83H169V82H167ZM79 84L81 85V83L79 82ZM87 83H85L84 84V88H85V86L86 87H88V85L89 86H91L92 85V83L91 82H89V84H87ZM128 84V83H127ZM188 84V83H187ZM192 84V85H191ZM198 84V85H199ZM34 85V84H33ZM168 85V84H167ZM172 85V84H171ZM197 84L195 83V86H196ZM197 85V86H198ZM77 86V85H76ZM79 86V85H78ZM126 86V85H125ZM197 86H196V88H197ZM203 86H204V84H203ZM202 86V87H203ZM83 87V86H82ZM168 87L170 88V87H172L173 89H174V87L173 86H170V84L168 85ZM176 87V86H175ZM168 88V89H169ZM178 88V87H177ZM176 88V89H177ZM201 88V87H200ZM206 88V87H205ZM56 89H57V87H56ZM58 89H59V87H58ZM61 90H62V88H60ZM59 89V90H60ZM89 89H91V87L89 88ZM171 89V88H170ZM172 89V90H173ZM203 89V88H202ZM207 89V88H206ZM59 90H57V92L59 91ZM126 90V89H125ZM171 90V91H172ZM175 90V89H174ZM193 90H195V89H193ZM219 90L221 91V89L219 88ZM224 90V89H223ZM176 91H178V90H176ZM198 91V90H197ZM229 90H228V87H227V91L226 92H228ZM57 92H56V95H57ZM60 93H61V91H59ZM69 92V91H68ZM68 92H63L62 94H63V97H62V99H63V101L66 99H64V96H65V94H68V95H66L67 97H70V94L68 93ZM169 92H170V90H169ZM174 92V91H173ZM204 92H205V90H204ZM208 92H209V87H208ZM207 92V93H208ZM225 92V93H226ZM230 92H232V90L230 91ZM71 93V92H70ZM109 93V92H108ZM175 93V92H174ZM224 93V92H223ZM224 93V94H225ZM39 94V95H38ZM106 94V93H105ZM104 94V95H105ZM179 94V93H178ZM191 94V93H190ZM194 94H196L195 92H194ZM229 93H227V101H226V96H225V103L227 104L228 103V105H229V103H230V105L231 106H233L234 105V103L232 102L233 101V99H230L229 98V100H228V95ZM38 95V96H37ZM73 95H74V93H73ZM72 95V97H74ZM108 95V94H107ZM187 95L189 96V93H187ZM198 95V94H197ZM197 95L195 96L194 95V97H197ZM226 95V94H225ZM176 96V95H175ZM184 96V95H183ZM57 97V98H56ZM71 97V98H72ZM77 97V96H76ZM104 97V96H103ZM173 97H174V95H173ZM178 97V96H177ZM176 97V100L178 101L179 100V98H181V97H179V98H177ZM198 97H200V96H198ZM197 97V98H198ZM202 97H204V100H205V97L206 96H202ZM202 97H201V99H202ZM209 97H211V96H209ZM213 97V96H212ZM53 98H56L58 101H60V104H59V102H57L56 101V104H58L57 105V107L59 106V107H62L63 106V104L66 106L67 104H65V103H67L66 101L62 104L61 103V98H60V96H54ZM60 98V99H59ZM106 98H108V96L106 97ZM149 98H151V97H149ZM172 98V96L170 97V99ZM189 98H190V96H189ZM193 98V97H192ZM207 98V97H206ZM231 98H234V97H231ZM43 99H45L44 100V102L45 101H47L46 99L47 98H43ZM69 99V98H68ZM105 99V98H104ZM110 99H112V98H108V99H105V102L106 103H108V102H112V100H110ZM117 99V98H116ZM115 99V100H116ZM133 99V98H132ZM238 99V102H239V98H237ZM39 100H40V102H39ZM70 100H72V99H70ZM84 100V99H83ZM108 100V101H107ZM110 100V101H109ZM146 100H148L147 98L144 100V101H146ZM175 100V99H174ZM193 100H195V98L193 99ZM199 100H200V98H199ZM198 100V101H199ZM207 100V99H206ZM209 100H210V98H209ZM231 100V101H230ZM73 101H74V99H73ZM78 102H79V98H78V100H77ZM76 100H75V102H77ZM131 101V100H130ZM129 100H128V102H129V105H130V103H134V105H136V107L137 108H139V109H137V111L138 110H140V111H142L143 113L147 110L148 111V109L149 108H151V106H153L154 108L156 107L159 111L161 110L162 111V109H164L163 107L165 106L166 107V109H170V108H167V106L168 107H173L174 106V109L176 108L177 109V114L178 115H180V113H178V111L180 112L181 110H178V108H177V105H173L172 106V104L173 103H176V104H181V103H177V101L176 102H172V104H170V105H167V104H169V103H166V102H164L163 103V107L161 108L160 107V104H161V100L159 99V103L158 102H154V103H151V106H150V103H148V104H146V102H144L143 101V99L142 98H140V97H136V101L135 102H133L134 101V99H133V101H131L130 102ZM167 102L169 101V99L168 100H166ZM181 101H182V99H181ZM197 101V100H196ZM201 101V100H200ZM199 101V102H200ZM230 101V102H229ZM234 101H235V99H234ZM69 102V101H68ZM81 102H82V100H81ZM86 102V101H85ZM90 102V101H89ZM88 101L86 102V103H88L89 104V106H91V104L89 103ZM115 102H117V101H115ZM122 102V101H121ZM187 102V101H186ZM185 102V103H186ZM203 102V101H202ZM237 102V103H238ZM72 102H70L69 103V105H70V107H69V105L68 106H66V108H70L69 110H71L72 109V107H73V105L71 104ZM93 103V105L95 104L94 102H92ZM126 103V102H125ZM184 102H182V105L183 104H185ZM197 103V102H196ZM42 104H43V102H42ZM41 104V105H42ZM55 104V102H53V105H56ZM80 102L78 103V105L80 106ZM97 104V103H96ZM109 104V103H108ZM113 104H115V103H113ZM112 104V105H113ZM153 104V105H152ZM78 105H77V107H78ZM83 105V104H82ZM111 105V104H110ZM110 105H108V107L110 106ZM122 105V104H121ZM162 105V104H161ZM186 105H188L187 103H186ZM190 105V104H189ZM194 105V104H193ZM197 105H199V103L197 104ZM229 105V106H230ZM72 106V107H71ZM86 106V105H85ZM102 106V105H101ZM117 105H115V107H116ZM123 107L125 106V104L123 103V105H122ZM121 106V107H122ZM176 106V107H175ZM180 106V105H179ZM201 106V105H200ZM203 106V105H202ZM212 106V109H214V111H215V109H216V104H214V105H211ZM53 107V106H52ZM76 107V105L73 107V110H74V108ZM99 107V106H98ZM98 107H96L95 109L98 111ZM114 106H112V108H113ZM131 107V106H130ZM133 107V106H132ZM183 107V106H182ZM181 107V108H182ZM189 107V106H188ZM210 106H208L207 108H209ZM65 107L63 106V108L62 109H64ZM65 108V109H66ZM128 108V107H127ZM185 108H186V106H185ZM190 108V107H189ZM230 108V107H229ZM64 109V110H65ZM81 109H82V107H81ZM101 109H103V108H101ZM117 109V108H116ZM125 109V108H124ZM166 109H164V110H166ZM180 109V108H179ZM39 110V111H38ZM68 110V111H69ZM100 110V109H99ZM145 110V111H144ZM164 110H163V113H164ZM171 110H173V109H171ZM192 110H194V109H190V111L189 112H191ZM196 110V109H195ZM1 111V110H0ZM52 111V110H51ZM75 111V110H74ZM81 111V110H80ZM83 111H85V109H84V107H83ZM105 111H106V109H105ZM110 111V110H109ZM135 111V110H134ZM161 111L160 112H158L159 114L161 113ZM183 111H184V108H183ZM5 112V113H4ZM34 112H36L37 114L36 115H34L35 113ZM76 112V111H75ZM96 112V111H95ZM95 112H94V114H95ZM101 112V111H100ZM107 112V111H106ZM113 112V111H112ZM149 112H150V110H149ZM152 112V111H151ZM168 112V111H167ZM167 112H166V114H167ZM170 112V111H169ZM192 112H194V111H192ZM217 112V111H216ZM219 112V111H218ZM231 112V111H230ZM69 113V112H68ZM87 113V112H86ZM85 113V114H86ZM92 113H93V111H92ZM96 113H98V112H96ZM102 113H104V112H102ZM155 113V112H154ZM182 113L183 112H181V115H182ZM213 113V112H212ZM70 114L71 113H69V119H70ZM80 113H78V115H79ZM83 114H84V112H83ZM89 114H91V113H89ZM93 114V115H94ZM152 114V113H151ZM162 114V113H161ZM160 114V115H161ZM221 114V113H220ZM231 114H233L234 115V113H231ZM1 114H0V117L2 116ZM7 115H8V118L10 117V119H8L7 118ZM72 115H73V113H72ZM74 115H76V114H74ZM73 115V116H74ZM87 115H88V113H87ZM92 115V116H93ZM142 115V114H141ZM149 115V114H148ZM156 115H158V114H156ZM73 116L71 117V118H73ZM84 116V115H83ZM89 116V115H88ZM88 116H86L87 118H90V116L88 117ZM100 116H101V114H100ZM154 116H155V114H154ZM183 116V115H182ZM227 116H228V114H227ZM76 117V116H75ZM78 117V116H77ZM86 117H84L83 119H85ZM95 117V120L94 119H92V118H94ZM94 117H91V119H89V120H91V121H100V119L102 118V116L100 117V118H98L97 119V117H99V115L97 114V116L95 115ZM112 117V116H111ZM110 117V118H111ZM152 117V116H151ZM163 117V116H162ZM80 118H82V116L80 115L78 118H76V122H77V126H75L74 127V124L72 123V121L73 122H75V119L73 120H71V121H67V122H71V124H73L72 126L74 127V128H76V127H79L78 126V121H82V120H79ZM86 118V120H88ZM104 118V117H103ZM113 118V117H112ZM65 119V118H64ZM68 119V118H67ZM161 119V118H160ZM164 119L166 120V118L164 117ZM174 119V118H173ZM10 120H11V122H10ZM86 120H84V122L86 121ZM104 120H106L105 118H104ZM113 120V119H112ZM118 120V119H117ZM124 120V119H123ZM158 120V119H157ZM180 120V119H179ZM65 121V122H66ZM97 121V122H98ZM107 121V120H106ZM164 121V120H163ZM191 121H193L192 119H191ZM232 121H234V120H232ZM231 121V122H232ZM7 122V123H8ZM35 122V121H34ZM124 122V121H123ZM128 122V121H127ZM132 122V121H131ZM130 122V123H131ZM181 120H180V124H181ZM193 122H195V121H193ZM198 122V119H197V121H196V124H199V123H197ZM259 121H255L253 124L252 123H250V125L252 124L253 126H254V128H257V126L258 127H261L262 126V124H263V126H264V121H261L262 122V124H260V123H258ZM177 123V122H176ZM233 123V122H232ZM259 125H258V124ZM69 124V123H68ZM105 124H109V125H111V123H106L105 122ZM118 124H120L119 122H118ZM117 124V125H118ZM122 124V123H121ZM125 124H127L126 122H125ZM132 124V123H131ZM143 124V123H142ZM179 124V123H178ZM177 124V125H178ZM183 124V123H182ZM195 124V125H196ZM239 124H241V123H239ZM33 125V124H32ZM70 125V124H69ZM80 125H82L81 127H82V130H83V124H81L80 123ZM86 125H89L88 123L86 124V122L84 123V128L86 127ZM116 125V124H115ZM124 125V123L122 124V126ZM130 125V124H129ZM135 125V124H134ZM148 126L149 125H151V124H147ZM147 125H142L141 126V124L140 125H137V126H140L142 129H139V127H138V129H137V127L135 126V127H131V131H132V128H135V129H137V131L134 129V132L135 133H133V131L131 132L130 130V132L131 133H127L126 132V130H128L127 128H126V126L124 127V128H126V130L122 127V126H120L122 129H119L118 128V130L116 131V126H114V123H113V126L115 127V128H113V127H110L109 129L110 130H114L115 129V131H113L114 133H116V134H114V135H116V136H118L120 133L118 132L119 130H121L120 132H122V130L124 129V136L122 135L123 134V132H122V136H123V138H125L126 136H128V134L130 135H132V133L133 134H135L136 135V137L139 135L140 136V134H141V137H140V140H141V142H140V140H139V146H136V147H133V150H138L137 149V147H139L140 148V145H141V147H143L142 145H147V144H149V143H153V142H155V144H157L158 145V143H159V146H161L160 144H162L163 146L165 145L166 146V148L169 146V147H172L173 146V148L174 149H180L181 151H184V152H189V153H191L192 154V152L191 151H198V150H200L201 152H203V154L207 151V150H209V148L207 147V146H205V147H207V148H203V146H201L199 143L200 142H203V141H201L200 140V142L198 143L195 139L197 138H193L192 139V134H190V136H189V134L187 133V136H184V134H185V132L184 133H182V132H180V133H182V135L179 133V132H176V131H174V130H176V129H174L173 130V132L172 133H174L173 135H174V138L172 139V138H170V137H173L172 135L171 136H167L168 134H172L171 132L170 133H166L164 130H162V132H161V134L159 135V133H160V131H159V133L157 132H154V134L152 135V133L151 132H153L152 131V129L150 130V128L149 129H147ZM244 125V126H243ZM250 125H249V127H250ZM251 125V126H252ZM261 125V126H260ZM4 126V125H3ZM2 125H1V127H3ZM9 126V125H8ZM34 126H35V124H34ZM131 126V125H130ZM152 126H153V124H152ZM198 126V125H197ZM233 126V125H232ZM239 126V125H238ZM247 126V125H246ZM245 126V123H242L239 127H242V128H240V129H243L242 131L243 132H245L246 131V129L244 130V127H246ZM33 127V126H32ZM68 127V126H67ZM81 127H79L80 129H81ZM88 127V126H87ZM86 127V128H87ZM109 127V126H108ZM108 127H105V130H106V128H107V131H108ZM128 127V126H127ZM146 127V128H145ZM187 127V126H186ZM34 128V127H33ZM90 128H93V127H91V125L89 126V128H87L86 130H93V131H95V129L93 128V129H90ZM247 128V127H246ZM254 128H253V130H254ZM71 129V128H70ZM145 129H147L148 130V134H150V135H146L147 133H145V132H147V130L145 131ZM161 129H164V127L163 128H160V130ZM166 129V128H165ZM178 129V128H177ZM250 129H251V127H250ZM257 129H259V128H257ZM257 129H256V132H257ZM85 130V131H86ZM109 130V132L108 133H110L111 131ZM140 130H142L143 132H139ZM154 130H155V127H154ZM156 130L158 131L159 130V128H156ZM155 130V131H156ZM167 130H168V128H167ZM171 130H172V128H171ZM179 130V129H178ZM248 131H249V129H247ZM259 130H261V129H259ZM5 132L6 131V128L4 129V130H0V132ZM35 131H36V129H35ZM77 131H79V129H77ZM77 131H75L74 133H76ZM81 131V130H80ZM79 131V132H80ZM84 131V132H85ZM183 131H185V130H183ZM191 131V130H190ZM69 132V131H68ZM71 132V131H70ZM79 132H77L76 134H74L73 132H71V133H73V135H70V136H75V135H77ZM164 132H165V134H164ZM186 132H189V131H186ZM254 131H252L251 132V136H253L252 137V139H251V141L252 142H254L253 144L255 145L256 144V146L259 148V150L261 151V155L263 154L264 155V138H262V136L259 134L260 132L258 131L257 132V135L255 136V132L253 133ZM6 133H7V131H6ZM81 133V132H80ZM85 133H88V131L87 132H85ZM96 131H95V133L92 135L93 136V138H94V136L96 135ZM126 133H127V135H126ZM137 133H138V135H137ZM156 133V134H155ZM163 133V134H162ZM179 133V134H178ZM234 133V132H233ZM1 134V133H0ZM32 134V135H31ZM83 134V132L81 133V135L79 134V136H80V138L81 137H86L85 135L86 134H84V135H82ZM110 134H112L111 135V137L113 136V133L111 132ZM235 134V133H234ZM258 134H259V136H258ZM2 135H3V133H2ZM2 135H1V137H2ZM5 135V134H4ZM121 135H119L120 137L119 138H121L122 136ZM126 135V136H125ZM130 135V136H131ZM186 135V134H185ZM97 136V135H96ZM95 136V137H96ZM132 136H134V135H132ZM195 136V135H194ZM193 136V137H194ZM197 136V135H196ZM6 137V136H5ZM36 137V136H35ZM76 137V136H75ZM7 138V137H6ZM71 138V137H70ZM87 138V137H86ZM84 139V140H87V139ZM116 139H117V137H115ZM122 138V139H123ZM129 139H130V137H128ZM139 138V137H138ZM233 138H235V136H233L231 139L233 140ZM83 139V138H82ZM90 139V137L88 138V140ZM112 139H113V137H112ZM126 140H127V138H125ZM137 139V138H136ZM49 140V139H48ZM72 140H73V138H72ZM91 140V139H90ZM113 140H115V139H113ZM126 140L124 141V140H122V141H120V142H122L120 145L117 143V141H119V140H116V141H114V142H116L117 143V145H118V147L119 146H121L122 145V147L124 148L125 147V149L127 150V149H129V151H131L132 152V150H130V148L132 147V146H130V143H128L129 145L128 146H130V148L128 147L127 148V143H126V145L125 146H123V144L126 142ZM199 140V139H198ZM240 140V138L239 137H237V138H235L234 139V143H233V145H235V147L234 148H237V142ZM75 141V140H74ZM143 141L145 142V143H147V144H142L143 143ZM50 142V141H49ZM89 143H90V141H88ZM94 142V141H93ZM129 142V141H128ZM158 142V143H157ZM48 143V142H47ZM89 143H87V144H89ZM135 142H132L131 143V145L132 144H134ZM169 143V144H168ZM245 143H248V141L247 142H245ZM249 143H250V141H249ZM39 144V143H38ZM115 144V143H114ZM113 144V145H114ZM137 144V143H136ZM155 144H154V146H155ZM45 145V144H44ZM48 145V144H47ZM61 144H59V147H62V146H60ZM84 145V144H83ZM89 145H91V143L89 144ZM89 145H88V149L90 148L89 147ZM150 145H152V144H150ZM171 145V146H170ZM84 146H86L85 147V149L87 148V145H84ZM83 146V147H84ZM153 146V145H152ZM164 146V147H165ZM246 146V145H245ZM49 147L50 146H46L45 148H43L42 150H44V154H43V156L45 157V159L47 160V159H49L50 157L52 158V164H56V165H58L59 164V160L60 159H62L61 161L63 162L64 161V158H62V156H64V155H66L65 154V152H67V153H69L68 151L69 150H65V152L62 150V151H60V153L61 152H64V154L63 153H58V151H57V149H55L56 151H57V153L58 154H60V155H55L54 154V152H52V151H54L53 150V148H50L49 149ZM55 148H56V146H54ZM70 147V146H69ZM68 147V148H69ZM93 147V144L91 145V148ZM115 147H116V145H115ZM122 147H120L119 149L120 150H122L123 148ZM150 147V146H149ZM158 147V146H157ZM91 148H90V151H91ZM239 148V147H238ZM236 149V150H239V149ZM250 148V147H249ZM52 149V150H51ZM60 149H63V148H58V150H60ZM65 149V148H64ZM125 149H123V150H125ZM141 149H143V148H141ZM140 149V150H141ZM150 149V148H149ZM162 149V148H161ZM172 149V148H171ZM178 149V150H179ZM117 150V149H116ZM123 150H122V152H123ZM169 150H170V148H169ZM169 150L166 152V153H168L169 152ZM179 150V151H180ZM250 150V149H249ZM39 151V152H38ZM51 151V152H50ZM71 151V150H70ZM89 151V152H90ZM119 151V150H118ZM171 151V150H170ZM241 152H242V150H240ZM239 151V152H240ZM259 151V152H260ZM127 152H128V150L126 151V152H124L125 154H127ZM165 152V151H164ZM235 152H237V154H238V151H235ZM245 152V151H244ZM247 152V151H246ZM43 153V152H42ZM51 153V154H50ZM56 153V152H55ZM56 153V154H57ZM81 153H83V155H84V153H85V151H83V152H81ZM90 153H92V152H90ZM89 153V154H90ZM248 153V152H247ZM51 156H50V155ZM70 155H69V157L71 156V153H69ZM88 154V153H87ZM86 154V155H87ZM89 154H88V157H89ZM169 154H171L170 152H169ZM188 154V153H187ZM193 154H194V152H193ZM197 153L195 152V155H196ZM202 154V155H203ZM240 155L242 154V153H239ZM74 155V153H72V156ZM163 156H161V157H163V159L165 160V158H166V160H167V154H162ZM172 155V154H171ZM201 155V156H202ZM212 155V154H211ZM243 155V154H242ZM159 156H160V154H159ZM169 156V155H168ZM174 156V155H173ZM177 156H179V154H177ZM192 156V155H191ZM194 156V155H193ZM210 156V155H209ZM239 156V155H238ZM49 157V158H48ZM58 157H60V158H58ZM65 157V156H64ZM92 157H93V155H92ZM92 157L91 158H87V159H92ZM174 157H176V155L174 156ZM181 157H183V154H182V156ZM189 157V155L187 156V159H189L188 158ZM203 157H204V155H203ZM241 157V156H240ZM85 158V157H84ZM110 158V157H109ZM192 158V157H191ZM210 158V157H209ZM213 158V157H212ZM249 158V157H248ZM247 157H246V159L244 160V158H243V160H244V162L246 161H248L249 159H248ZM251 158V164L253 163V165H252V167L253 166H255V165H257V164H259L256 160H255V158L253 159L252 157H250ZM103 159V158H102ZM131 159V158H130ZM163 159L161 158V160L163 161ZM178 159V158H177ZM180 159V158H179ZM178 159V160H179ZM187 159H186V157H185V162L184 163H187ZM193 159H195V158H193ZM199 159V158H198ZM203 159V161L205 160L204 158H202ZM202 159H201V162H203L202 161ZM206 159L208 160V156H206ZM211 159V158H210ZM209 159V160H210ZM44 160V159H43ZM45 160V161H46ZM66 160L67 161H64L65 162V164H66V162H68L69 161V158H68V156L66 157ZM70 160H71V158H70ZM79 160V159H78ZM93 160V159H92ZM112 160V159H111ZM127 160V159H126ZM135 160L136 159H134V162H135ZM140 160H141V158H140ZM142 160L143 161H145V159L144 158H142ZM156 160V159H155ZM171 160V159H170ZM169 160V161H170ZM183 160H184V158H183ZM190 160V159H189ZM206 160V161H207ZM208 160V161H209ZM214 160V162H215V159H213ZM48 162L50 161V160H47ZM80 161V160H79ZM81 161H85L84 159H82ZM91 161V160H90ZM133 161V160H132ZM152 161V160H151ZM160 161V158H158V162ZM181 161V160H180ZM191 161V160H190ZM197 161L198 160H196V162L195 163H197ZM200 161V160H199ZM205 161V162H206ZM211 161V160H210ZM217 161H218V159H217ZM217 161L215 162V163H217ZM219 161H220V159H219ZM218 161V162H219ZM51 162V161H50ZM49 162V163H50ZM61 162V164L63 165L64 163H62ZM70 162H72V160L70 161ZM73 162H74V160H73ZM117 162V161H116ZM127 162V161H126ZM133 162V163H134ZM138 162V161H137ZM146 162V161H145ZM148 162L149 161H147V163L145 164L144 162H142L141 161V164H145V167H146V165L148 164ZM153 162H154V160H153ZM235 162V161H234ZM233 162V163H234ZM239 162V161H238ZM256 162H257V164H256ZM91 164H92V162H90ZM90 163H88V166L90 165L92 168H93V166L95 165H91ZM97 163V162H96ZM99 163V162H98ZM97 163V164H98ZM103 163H105V162H103ZM128 163H129V160H128ZM132 163V164H133ZM140 163V162H139ZM150 163V162H149ZM154 163H157V161L156 162H154ZM161 163H163L164 164V166H166L165 165V163L164 162H160V165H162ZM182 163V162H181ZM204 163V162H203ZM207 164H206V166L209 164L210 165V163H208V162H206ZM226 163V162H225ZM236 163V162H235ZM234 163V164H235ZM249 163V162H248ZM51 164V163H50ZM52 164H51V166H52ZM68 164V163H67ZM79 164V163H78ZM82 164V163H81ZM100 164V163H99ZM102 164V163H101ZM112 164V163H111ZM113 164H114V160H113ZM116 164V163H115ZM151 164V163H150ZM170 164V163H169ZM168 164V165H169ZM188 164V163H187ZM192 164H193V162H192ZM191 164V165H192ZM199 166H200V163H197ZM218 164V163H217ZM223 163H221V161H220V164H219V166L220 165H222ZM238 164H240V162L238 163ZM242 164V163H241ZM85 165H86V161H85V163H84V167H85ZM155 165V164H154ZM171 165V164H170ZM194 165V164H193ZM197 165V167L198 168H200L199 166ZM211 165H213V164H211ZM230 165H231V163H230ZM89 166V167H90ZM108 166V165H107ZM148 167H149V164L147 165ZM158 166V165H157ZM188 166H190L189 164H188ZM201 166H203L202 165V163H201ZM250 166V165H249ZM248 165H247V168L249 167ZM53 167V166H52ZM90 167V170L92 169ZM143 167H144V165H143ZM145 167H144V169H145ZM155 167V166H154ZM167 168H169L168 166H166ZM193 167V166H192ZM197 167H193V168H191L190 167V169L189 170H191L192 171V169H194V170H198V168ZM212 168V170H213V166H207V167H205V170H206V168L208 169V168ZM216 167V166H215ZM246 167V166H245ZM107 168V167H106ZM195 168H197V169H195ZM202 168V167H201ZM201 168H200V170H201ZM228 168H230V167H228ZM149 169V168H148ZM152 169V168H151ZM154 169V168H153ZM156 169V168H155ZM154 169V170H155ZM218 169V168H217ZM251 170L252 168L250 167V168H248V170ZM109 171H110V169H108ZM125 170V169H124ZM153 170V171H154ZM188 170V172H191V171H189ZM216 170V169H215ZM219 170V169H218ZM108 171V172H109ZM156 171V170H155ZM203 171H204V167H203V170H201V172L203 173ZM209 171H211V169H209ZM15 172V173H14ZM23 172V173H22ZM188 172H187V174H188ZM197 172H199V171H197ZM200 172V173H201ZM206 172H207V170H206ZM205 171H204V173H206ZM11 173V174H10ZM12 173H14V174H12ZM17 173V174H16ZM146 173V172H145ZM202 174V175H206V174ZM208 174L209 173H211V172H207ZM214 173V172H213ZM151 174H152V171H151ZM207 174V175H208ZM212 174V173H211ZM242 174V173H241ZM11 175H13V176H11ZM55 175V174H54ZM147 175V174H146ZM145 175V176H146ZM148 175H149V173H148ZM147 175V176H148ZM176 175H177V173H176ZM193 175V174H192ZM192 175H191V177H192ZM210 175V174H209ZM226 175V177L228 176L227 175V173L225 174ZM28 176V175H27ZM57 176V175H56ZM60 176V175H59ZM144 176V177H145ZM146 176V177H147ZM188 176V175H187ZM186 176V177H187ZM189 176H190V173H189ZM21 177V176H20ZM20 177H18V178H20ZM91 177V176H90ZM145 177V178H146ZM196 177V176H195ZM194 177V178H195ZM198 177V176H197ZM210 177H211V175H210ZM216 178L218 177V175L217 176H215ZM230 177V179H231V176H229ZM229 177H228V180H229ZM241 177V176H240ZM3 178H5V179H3ZM22 178V177H21ZM24 178V177H23ZM66 178V177H65ZM152 178H154V177H152ZM160 178H161V176H160ZM159 178V179H160ZM182 178V177H181ZM188 178V177H187ZM193 178V177H192ZM194 178H193V181H194ZM220 177H218V181L220 180L219 179ZM243 178V177H242ZM3 179V180H2ZM27 179V178H26ZM67 179V178H66ZM149 179V178H148ZM155 180H157L156 179V175H155V178H154ZM162 180H163V178H161ZM160 179V181H162ZM177 179V177L175 176V179L174 180H176ZM189 179V178H188ZM196 179V178H195ZM203 180H204V178H202ZM208 179V178H207ZM226 179V178H225ZM232 179H235V178H233L232 177ZM16 181H17V178L15 179ZM19 180V179H18ZM21 180V179H20ZM19 180V181H20ZM150 180V179H149ZM147 181V183H146V185L148 184V182H149V184L148 185H150V182L153 184L154 183V181L155 180H153V179H151L150 181ZM182 180V179H181ZM191 180V181H190ZM189 181L190 182H188L189 183V185L188 186H190V184L192 183L193 184V182H192V179H190ZM213 182H214V180L215 179H211ZM240 180V179H239ZM238 180V181H239ZM242 180V179H241ZM8 181V180H7ZM145 181H146V179H145ZM153 181V182H152ZM158 181V180H157ZM178 181H180V180H178ZM204 181H206V180H204ZM208 182H209V180H207ZM216 181H217V179H216ZM218 181H217V184H216V187L217 188H214L213 187V189L215 190V191H218V194H214L217 198H218V196L220 197V198H223L225 201H226V206L224 205V208L225 209H223V210H226V211H223V213L225 214L224 216H229L230 214H229V212L231 213V215L230 216H232V217H227L226 218V220L224 219V221H223V219H221L222 221H218L219 222V225H217V223H216V225L214 224L215 222L213 221V219H216V217L215 216H217V215H213L215 218H213L212 217V220H211V218L208 220V222L207 223H205V222H203V221H201V222H199V221H197L198 220V217H197V220H196V218H194V217H191L190 215H192L191 213V209L192 208H197V206L198 207H205V203L203 204V200H202V195L204 194V192L202 193V194H200V191L198 190L197 191V188H196V186L193 188V187H191V189L189 190V188H185L184 186V184L185 183H187V182H185L184 183V178H183V181H182V183H183V189L185 190V193L183 194V196H184V201L185 202H183V204L182 205H184L185 207H183V209L181 210V209H175V210H177V211H180V214H179V218H177V219H180L181 217H184L186 220L188 219V221H190V225H186L187 226V228H190V231L188 230V232H190V233H188L187 231V234H188V237L190 236V239L191 238H193V239H197L198 237L197 236H201V234H202V236L201 237H203L204 238V234L203 233H208V235H209V231H212V233L214 232V233H216L217 231H216V229H220V230H223V231H225L226 230V236H228L227 238V240H226V242L225 243H223V242H221L222 243V245H223V247L224 246H226V244L228 243V245L226 246L227 248V250L226 251H228V253H230L231 255H234L235 257L237 256V254H239V252H243L242 254H239L240 256L239 257H241V262L243 263L244 262V264H264V190H259V188H257V189H255V190H251V189H253V188H256V187H251V186H248V188L247 187H244L246 184H247V181H246V184L244 185V184H241V183H245L243 180H242V182L241 183H239V184H226L225 185V183H224V185L223 186H221V183H220V185L218 184ZM223 181V180H222ZM225 181V180H224ZM235 181V180H234ZM156 182V181H155ZM162 182H164V181H162ZM167 182V181H166ZM176 182L177 181H175V184H174V186H177L176 185ZM195 182H197V179H196V181H194V183ZM200 182V181H199ZM201 182H203V181H201ZM4 183H7L6 181L4 182ZM15 183V182H14ZM70 183V182H69ZM142 183H143V180H142ZM178 183V182H177ZM181 183V182H180ZM180 183H178V185H180L179 187L181 188L182 186V184H180ZM207 183V182H206ZM206 183H204L205 185H207L208 186V184H206ZM215 183V182H214ZM223 183V182H222ZM230 183V182H229ZM232 183V182H231ZM1 184V183H0ZM2 184H3V182H2ZM8 184V183H7ZM145 184V183H144ZM143 184V185H144ZM151 184V185H152ZM155 184V183H154ZM163 184V183H162ZM196 184V183H195ZM195 184H193V186L195 185ZM202 184V183H201ZM210 185H211V181H210V183H209ZM16 185V184H15ZM136 185V184H135ZM150 185V186H151ZM157 185H158V183H157ZM163 185H165V186H167L166 184H163ZM187 185V184H186ZM209 185V186H210ZM219 185V186H218ZM5 186H6V184H5ZM10 186L11 187H13L12 186V184H10ZM68 185L66 184L65 185V187H67ZM69 186H71V188L73 189H75V187H72V184H70ZM69 186L66 188V194H67V190H68V188H69ZM137 186H139V183H138V185ZM137 186L136 187H134V188H137ZM160 186H162L160 183H159V185H158V190L160 189ZM165 186H164V188H165ZM169 186V185H168ZM212 186H214V184L212 185ZM212 186H211V188H212ZM247 186V185H246ZM3 187V186H2ZM6 187H8V185L6 186ZM144 187V186H143ZM151 187H153V185L151 186ZM155 188H156V185L154 186ZM198 187H199V185H198ZM204 187V186H203ZM4 188V187H3ZM147 188H148V190H146V191H149V189H150V187L149 186H147ZM154 188V189H155ZM177 188H178V186H177ZM201 188V187H200ZM206 188V187H205ZM208 188H210V187H208ZM250 188V189H249ZM2 189V188H1ZM5 189V188H4ZM4 189L2 190V192L4 193L5 191H4ZM15 189V188H14ZM78 189V188H77ZM139 191H141L143 188H141V184H140V187H138L137 188ZM137 189H135V191H137ZM146 189V187L143 189V190H145ZM153 189V188H152ZM168 189V188H167ZM199 189V188H198ZM175 190V189H174ZM177 190H181V189H176V191ZM189 190V192L188 193H190V195L192 194L191 192H193V190H196V192L197 193H199L200 195L199 196H195L196 198H192V196H191V199H189V197H187L188 199L186 200L185 199V196H186V191H188ZM203 190V189H202ZM206 191H207V189H205ZM204 190V191H205ZM7 191V190H6ZM9 191H11V190H9ZM153 191V190H152ZM168 191L170 192L171 190L170 189H168ZM182 191V190H181ZM212 191V190H211ZM210 191V192H211ZM69 192V191H68ZM73 192V191H72ZM75 192H78L77 190H75ZM169 192H163V194L164 193H169ZM0 193H1V191H0ZM10 193V192H9ZM71 193V192H70ZM69 193V194H70ZM135 193V192H134ZM137 193V192H136ZM140 193V192H139ZM151 193V192H150ZM153 193V192H152ZM160 193H161V190H160ZM178 193V192H177ZM181 193V192H180ZM179 193V195H180V197H178L179 195L178 194H176L177 195V198L178 199H181L183 196H181L182 194H180ZM195 193V192H194ZM73 194H74V192H73ZM141 194L143 195L144 193H143V191H141ZM146 194V196H147V194H149V192H146L145 193ZM154 194V193H153ZM196 194V193H195ZM206 195H207V193H205ZM212 194H213V192H212ZM211 194V195H212ZM1 195H3V194H1ZM70 195H72V193L70 194ZM103 195H105L106 197H108V196H110L109 194L108 195H106V194H103ZM142 195H140L139 196V198L142 196ZM172 195V194H171ZM171 195H169L168 197L166 196H162V198H164V199H166V201L168 200L169 202H170V198H172L173 199V197L171 196ZM10 196V195H9ZM113 196H116V197H113ZM122 196H124V195H122ZM144 196L145 195H143L142 197V199L140 198H138L139 200H142V201H139V208L137 207L138 206V204L136 203V198H135V201L133 202L134 203V205H131V203H132V201H130L131 199H129V201H130V205H129V203H128V205H127V203H126V201L128 202V199H127V197H125L126 199V201H125V203L124 202H122V205H121V203L120 202H118L119 200L118 199H120L119 197L117 198V195H111V199H112V197L115 199H117V202L115 201L114 203H113V205H114V208H111V207H113V205H112V203H110L111 204V206H110V208L111 209H107V207L105 208V207H103V209L105 208V209H107V210H103V209H101L100 208V210H99V207L100 206H98V207H96L95 206V208H93L94 209V215L96 214V213H98V214H96V216H94L93 218L91 217V216H89L90 218L88 219L86 216L88 215V214H86V213H84V211H83V213H84V215H86L85 217H86V219L87 220H90V222L87 224V225H90V226H88V228L89 227H91L90 228V230L92 231V234H93V236L95 235L96 237H97V239L99 238L98 236L100 235V236H103L104 237V240H103V242L104 241H106L105 243H107V242H109V241H112V240H110L111 239V236L110 235H113V234H110V233H118V231H120L121 229H124L125 231H123V232H125L126 234H128V235H132V236H135V237H140V236H142L143 234H147V235H149V238H147L148 240H146V241H143V242H140V243H131V241L130 240H133V239H131L130 238V240H127V242L128 241H130V243H127V242H122V243H125V244H123V246H122V250L120 251V253H122L123 255H125V257H142L143 255H146L147 254V252L149 253H151L152 254V257H165V255L167 254V256L169 255V253H168V251H166L164 248V245H162V244H164V243H162L163 241H160L161 243H158V242H156V238H159V237H155L154 235H157V231H158V228L160 227V222L159 221H161L162 220V218L159 216V218L161 219V220H159V219H157V220H159V221H157V222H159V224L157 225V226H150L147 222L149 221V220H146L148 217H151L152 215H148L149 213H148V211H150V208H148V206L149 205H153V204H155V203H157L156 201L159 199H161V200H163L161 197H159L158 198V196L156 197L157 198V200L155 201V203L151 200V197L152 196H150V194L147 196V198L146 199H148L149 198V201L148 200H145L144 199ZM145 196V197H146ZM154 196H156V195H154ZM203 197H204V195H203ZM208 197V196H207ZM210 197V196H209ZM208 197V198H209ZM3 198V197H2ZM130 198H132V197H130ZM174 198H175V196H174ZM214 198V197H213ZM213 198H209V200L210 199H213ZM217 198H215L216 200H214V201H217ZM220 198H219V200H220ZM1 199V198H0ZM3 199H6V198H3ZM113 199V200H114ZM115 199V200H116ZM124 199V198H123ZM154 199V198H153ZM143 200H145V202H143ZM222 201V199H221V201H222V203L223 202H225V201ZM1 201V200H0ZM110 202V200H108L107 199V201L106 202ZM120 201H121V199H120ZM150 201H152V203L153 204H149V202ZM166 201H165V203H166ZM175 201V200H174ZM179 201V200H178ZM2 202V201H1ZM163 202H164V200H163ZM162 202V203H163ZM176 202V201H175ZM206 203L208 202L209 203V201H205ZM88 203V202H87ZM87 203H85V204H87ZM132 203V204H133ZM137 204V206H136V204ZM161 203V201H160V203L159 204H161V206L163 205ZM164 203V204H165ZM168 203V202H167ZM166 203V204H167ZM193 203V204H192ZM222 203H221V206H222ZM85 204H84V206H85ZM90 204V203H89ZM95 204V203H94ZM97 204V203H96ZM110 204H108V205H110ZM124 204V205H123ZM166 204L164 205V206H166ZM193 206H192V205ZM194 204H195V206H194ZM210 204V203H209ZM211 204H212V202H211ZM211 204L210 205H208L206 208H208L209 206H211ZM214 204V203H213ZM216 204V203H215ZM224 204V203H223ZM2 205L4 206V204L2 203ZM1 205V206H2ZM91 206L93 205V204H90ZM174 205V204H173ZM173 205H171V206H173ZM82 206V205H81ZM83 206V207H84ZM90 206V207H91ZM160 206V207H161ZM171 206H168V207H170L171 208ZM217 206H219V205H217ZM89 207V206H88ZM101 207H102V205H101ZM146 207L148 208V209H146ZM176 207H179V206H176ZM215 207H216V205H215ZM87 208V207H86ZM97 208V209H96ZM143 208L145 209V210H148V211H143ZM206 208L204 209V211L206 210ZM210 208V207H209ZM208 208V209H209ZM212 208H213V206H212ZM217 208V207H216ZM220 208V207H219ZM77 209V208H76ZM74 210V211H77V210ZM85 208H83V210H84ZM90 208H88V209H85V210H87L86 212H89L88 210H89ZM92 209V210H93ZM96 209V210H95ZM152 209V208H151ZM158 209H161V208H157V210ZM202 209V208H201ZM214 209V208H213ZM222 209V208H221ZM5 210H6V208H5ZM81 210H82V208H81ZM155 210H156V208H155ZM162 210V209H161ZM172 210V209H171ZM171 210H170V212H167L168 214L170 213L171 215L170 216H172V214L173 213H171ZM175 210H173L172 212H174ZM200 210V209H199ZM210 210H211V208H210ZM79 211V210H78ZM99 211V212H98ZM154 211V210H153ZM203 211V210H202ZM215 211H216V209H215ZM217 211H218V209H217ZM73 212V211H72ZM146 212L148 213L147 215H146ZM191 212V213H190ZM198 212V211H197ZM200 212V211H199ZM210 212V211H209ZM212 212H213V210H212ZM220 212V211H219ZM75 213V212H74ZM78 213H80V212H78ZM89 213H92V212H89ZM152 213V212H151ZM150 213V214H151ZM155 213H156V211H155ZM161 214V212H158V215H160ZM179 213V212H178ZM216 213H218V212H216ZM1 214V213H0ZM6 214V213H5ZM7 214H9V212H7ZM6 214V215H7ZM72 214V213H71ZM154 214V213H153ZM166 214V213H165ZM164 214V215H165ZM167 214V216H169ZM205 214V216H206V213H204ZM209 214V213H208ZM4 215V214H3ZM6 215H4L5 217H6ZM69 215V214H68ZM81 215H82V213H81ZM194 215V214H193ZM192 215V216H193ZM218 215H219V213H218ZM223 215V214H222ZM154 216H156V215H153L152 217H154ZM163 216V215H162ZM166 216V215H165ZM174 216V215H173ZM181 216V217H180ZM224 216H222V217H224ZM0 217L1 218H3L1 215H0ZM77 217V216H76ZM85 217H83V218H85ZM189 217H191V218H189ZM201 217H202V214H201ZM200 217V218H201ZM219 216H217V218H218ZM221 217V218H222ZM8 219H9V217H7ZM6 218V219H7ZM79 218L81 219V217L79 216ZM78 218V219H79ZM92 218V219H91ZM157 218V217H156ZM204 218V217H203ZM202 218V219H203ZM206 218V217H205ZM209 217H207V219H208ZM6 219H4V220H6ZM8 219L6 220V221H8ZM48 219V218H47ZM47 219H45V220H47ZM63 219V218H62ZM70 219V218H69ZM71 219H72V217H71ZM70 219V220H71ZM79 219V220H80ZM165 219V218H164ZM164 219H163V223L165 222L164 221ZM169 219V218H168ZM184 219V220H185ZM206 219V220H207ZM4 220H2V219H0V236H4L5 237V235L6 234H9V233H5L4 234V231L5 230H7L9 227H7V228H4V226H5V224H4V226H3V221ZM10 220V219H9ZM120 220H122L123 222H122V225L121 226H117L116 224L120 221ZM155 220V219H154ZM166 220V219H165ZM183 220V221H184ZM185 220V221H186ZM205 220V219H204ZM6 221H5V223H6ZM12 221V220H11ZM156 221V220H155ZM172 221V220H171ZM188 221H186L185 222V224L188 222ZM216 221V220H215ZM51 222V221H50ZM70 222V221H69ZM88 222V221H87ZM153 222V221H152ZM175 222H176V220H175ZM51 223H53V222H51ZM78 223V222H77ZM166 224H167V222H165ZM170 223H172V222H170ZM184 223V222H183ZM7 225L9 224V222L8 223H6ZM10 224H11V222H10ZM79 224V223H78ZM155 224H156V222H155ZM166 224H164V228L166 227ZM187 224H189V223H187ZM6 225V226H7ZM118 225H120V224H118ZM179 224H177V226H178ZM9 226V225H8ZM81 226V225H80ZM168 226V225H167ZM169 226H170V224H169ZM176 226V228H177V230L179 231V228L178 227H181V226H178L177 227ZM171 227L172 228H170V229H173V227H175L174 225L172 226L171 225ZM5 229V230H3V229ZM10 228H11V226H10ZM9 228V229H10ZM87 228V229H88ZM118 228V229H117ZM164 228H162V230H160L161 229V227L159 228V232L161 233V231H163V229ZM181 228H183V227H181ZM85 229V228H84ZM115 229H117V230H115ZM155 229H157V231L155 230ZM170 229H169V227H168V230L170 231ZM184 229V228H183ZM182 229V230H183ZM89 230V229H88ZM87 230V231H88ZM89 230V231H90ZM165 230V229H164ZM173 230H175V228L173 229ZM215 230V231H214ZM85 231V230H84ZM86 231V232H87ZM115 231H117V232H115ZM181 231V230H180ZM109 233V235L107 234V238H109L108 240L109 241H107L106 240V238H105V236L103 235V234H106V233ZM122 234H123V232L122 231H120ZM166 233H168V231H165ZM170 232H172V231H170ZM174 232V231H173ZM182 232V231H181ZM220 234H222L221 236H224L223 235V233H222V231H218ZM159 233V234H160ZM176 233V232H175ZM179 233V232H178ZM225 233V232H224ZM4 234V235H3ZM118 234H120V233H118ZM126 234H125V236H126ZM165 234V233H164ZM184 235H185V233H183ZM218 234V233H217ZM219 234V235H220ZM98 235V236H97ZM160 235H162L163 236V234H160ZM159 235V236H160ZM173 235V234H172ZM182 235V234H181ZM212 235V234H211ZM215 235V234H214ZM215 236V238H217V242H218V246H219V243H220V241H218V237H221V236ZM240 235H242V237L240 236ZM110 236V237H109ZM122 236H124V235H122ZM226 236H225V238H226ZM8 237H10V235L9 236H7L6 237V239H4L3 237H0V239L2 240H4V241H2L1 243H3L2 244V246H1V250H0V253H1V257H0V264H5V262H6V260H7V257H2V256H4V255H8L9 254V250L11 249V247L10 246H8V243H10V241H8L7 240V238ZM113 237V236H112ZM129 237H131V236H128L127 238H129ZM153 237H155V238H153ZM170 237V236H169ZM187 236H185V238H186ZM188 237H187V239L186 240H188ZM94 238V237H93ZM133 238V237H132ZM177 239V237H174V239ZM180 238V237H179ZM181 238H183V237H181ZM225 238L224 237H221V239L223 240H225ZM12 239V238H11ZM86 239V240H85ZM87 239L89 240L90 238H86V236H85V238H84V240L85 241H87ZM96 239V240H97ZM113 240H115L114 239V237L112 238ZM123 239V238H122ZM135 239V238H134ZM161 239V238H160ZM163 239V238H162ZM168 239V238H167ZM195 239V241H197ZM212 238H210V240H211ZM6 240L8 241V242H6ZM171 240H172V236H171ZM185 240V241H186ZM199 240H201L200 238H199ZM203 241H204V239H202ZM212 240H214V239H212ZM229 240V241H228ZM83 241V240H82ZM140 241V240H139ZM175 241V240H174ZM182 241V240H181ZM181 241H180V243H181ZM190 241V240H189ZM189 241H188V243H189ZM228 241V242H227ZM98 242V241H97ZM102 242V241H101ZM100 242V243H101ZM119 244H121L120 242H121V240H119L118 239V241H117ZM116 242V243H117ZM167 242V241H166ZM166 242H165V245H167L166 244ZM176 242V241H175ZM200 242V241H199ZM198 242V243H199ZM209 242V241H208ZM207 242V243H208ZM85 244H86V242H84ZM93 243V242H92ZM92 243H91V246H92ZM99 242L97 243L98 245L100 244ZM104 243V244H105ZM110 243V242H109ZM170 243V242H169ZM172 243V242H171ZM170 243V245H173V244H171ZM174 243V242H173ZM187 243V242H186ZM192 242H190L189 243V245L191 244ZM220 243V244H221ZM10 244H12V243H10ZM9 244V245H10ZM83 243H81V245H82ZM176 244H177V242H176ZM182 244V243H181ZM194 244V243H193ZM192 244V245H193ZM199 244H201V243H199ZM203 244V245H202ZM201 245H202V247H204L206 244L205 243H202ZM210 243H208V245H209ZM212 244V243H211ZM217 244V243H216ZM225 244V245H224ZM101 245V244H100ZM108 245H110V244H108ZM170 245H167V246H169V248H170ZM183 246H184V244H182ZM182 245H181V247H182ZM194 245H196V244H194ZM200 245V246H201ZM213 245L214 244H212V245H210V251H211V249H213ZM222 245H220V246H222ZM91 246L90 247H88L89 248V251H91V250H93L92 248H91ZM95 247H96V245H94ZM114 246V245H113ZM112 246V247H113ZM173 246H175V245H173ZM187 246V245H186ZM99 247V246H98ZM97 247V248H98ZM109 246H107V248H108ZM111 247V248H112ZM193 247V249L195 250V251H197L196 249V247H194V246H192ZM198 247V246H197ZM214 247H215V245H214ZM87 248V245H86V247H85V249ZM91 248V249H90ZM110 248V247H109ZM114 248V247H113ZM117 247H115V249H116ZM120 248H121V246H120ZM168 248V247H167ZM168 248V249H169ZM176 248V247H175ZM187 248H189V246L187 247ZM201 247H199V249H200ZM217 248V247H216ZM225 248V247H224ZM84 249V250H85ZM98 249H100V248H98ZM118 249V248H117ZM172 249V248H171ZM170 249V250H171ZM174 249V248H173ZM201 249H203V248H201ZM201 249L199 250L200 252H201ZM229 249V250H228ZM242 249V250H241ZM97 249H95V251L93 252V253H95L96 252V255L95 256H98V253H97V251H102L101 249L100 250H97ZM111 250V249H110ZM177 250H179V249H177ZM182 250H183V248H182ZM182 250H181V252L180 253H182ZM189 250V249H188ZM190 250H191V247H190ZM206 250V247H205V249L204 250H202V251H205ZM208 250V249H207ZM215 250H217V249H215ZM220 250H222V248L220 249ZM112 251V250H111ZM113 251H115V250H113ZM184 251H185V246H184ZM183 251V252H184ZM198 251V252H199ZM80 251H78V253H79ZM86 252V251H85ZM104 252V251H103ZM102 252V253H103ZM174 252H176V249H175V251H173L172 253H174ZM192 252V251H191ZM206 252V251H205ZM208 252V251H207ZM206 252V253H207ZM214 251H211V253H213ZM222 252H224V251H222ZM81 253V252H80ZM79 253V254H80ZM83 253V252H82ZM179 253V254H180ZM185 253V252H184ZM188 253H190V252H188ZM210 252H209V254H207V256L210 258V255L212 256L213 254H211ZM217 253V252H216ZM218 253H220L221 254V252H218ZM75 254H76V251H75ZM87 254H89V256H91L92 255V253L90 254V253H87ZM99 254L100 255H102L100 252H99ZM103 254H105V253H103ZM192 254H193V252H192ZM196 254V257H197V253H195ZM201 254H202V252H201ZM220 254H218V255H220ZM226 254V253H225ZM78 255V254H77ZM75 255L76 257H80V255ZM174 255V254H173ZM199 255H200V253H199ZM230 255V256H231ZM72 256H74V253L72 254ZM82 256V255H81ZM94 256V254L91 256V257H95ZM170 256H171V254H170ZM175 256L176 257H178L177 255H174V258H175ZM183 257L185 256V255H182ZM188 256V255H187ZM186 256V257H187ZM193 256V255H192ZM191 256V257H192ZM205 254L203 255V260H204V258L206 257V259L208 258L207 256H205ZM225 256V255H224ZM229 256V257H230ZM243 256H245V257H243ZM71 257V256H70ZM119 257V256H118ZM179 257H181V255L179 256ZM183 257H181V258H183ZM190 257V256H189ZM221 257V256H220ZM223 257V256H222ZM221 257V258H222ZM238 257V256H237ZM41 257H39V258H37V261L35 262V263H37V262H39L38 261V259H40ZM43 258V257H42ZM49 258V257H48ZM121 258V257H120ZM185 258V257H184ZM193 258H194V256H193ZM192 258V259H193ZM209 258L207 259V261L209 260ZM224 258V257H223ZM44 259H45V257H44ZM44 259H40V260H44ZM117 259H119V258H117ZM126 259V258H125ZM140 259V258H139ZM158 259V258H157ZM166 259V258H165ZM194 259H196V258H194ZM193 259V260H194ZM230 259V258H229ZM121 260H122V258H121ZM182 260V259H181ZM202 260V261H203ZM45 261H48V260H46L45 259ZM132 261V260H131ZM134 261V260H133ZM141 261V260H140ZM155 261H157V260H155ZM162 261V260H161ZM163 261H164V259H163ZM180 261V260H179ZM198 261V260H197ZM224 261V260H223ZM229 260L227 259V262H228ZM231 261V260H230ZM240 261V260H239ZM130 262V261H129ZM138 262V261H137ZM165 262H167V261H165ZM204 263H206L205 261H203ZM225 262H226V260H225ZM224 262V263H225ZM46 264H47V262H45ZM44 263V264H45ZM128 263V262H127ZM131 263V262H130ZM143 263V262H142ZM41 264V263H40ZM141 264V263H140ZM162 264V263H161Z\"/></svg>","mask_w":264,"mask_h":264}]
</instances>
